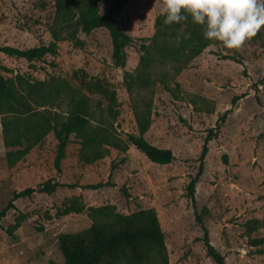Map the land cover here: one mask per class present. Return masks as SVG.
I'll use <instances>...</instances> for the list:
<instances>
[{"label":"rangeland","instance_id":"obj_1","mask_svg":"<svg viewBox=\"0 0 264 264\" xmlns=\"http://www.w3.org/2000/svg\"><path fill=\"white\" fill-rule=\"evenodd\" d=\"M54 1L0 0V47L26 49L48 43ZM99 1L103 13L105 0ZM159 15L160 0H129L124 5L118 26L135 41L125 49L122 67L113 63L111 39L104 28L85 34L74 25L70 30L77 29L75 38L81 45L60 41L58 55L47 57V64L0 53V65L8 69L0 71L5 77L54 76L79 88L73 73L82 70L107 83L116 93L119 112L108 120L124 145L128 134L138 135L135 110L150 104L144 138L175 157L170 164L159 165L128 144L125 153L110 149L104 160L84 164L79 160L80 146L70 144L58 169L56 140L49 135L10 167L0 116V264H64L59 235L92 224L88 211L58 215L78 197L87 208L111 205L122 214L153 209L164 234L168 264H215L207 255L203 226L224 264H264V28L239 50L211 44L178 72L171 62L156 63L147 76L149 86L136 81L130 93L125 75L137 78L140 45L155 34ZM90 97L93 103L100 99ZM228 110L217 137L208 143L191 200L186 189L198 171L205 138ZM49 182L57 184L51 193L44 191ZM98 183L106 185L85 188ZM25 189L33 191L8 207L13 195ZM18 216L24 221L13 230ZM260 238L263 243L254 246L252 240Z\"/></svg>","mask_w":264,"mask_h":264},{"label":"trees","instance_id":"obj_2","mask_svg":"<svg viewBox=\"0 0 264 264\" xmlns=\"http://www.w3.org/2000/svg\"><path fill=\"white\" fill-rule=\"evenodd\" d=\"M128 1L105 0L106 8L103 13H99V0H55V16L49 27L51 40L48 43L26 49L3 46L0 47V53L28 63L47 64V57L55 58L58 55L60 41L68 39L76 46L81 45L75 38L77 29L70 30L74 25L85 34L104 28L111 39L113 63L116 67H122L126 61L125 49L135 41L118 26L117 16ZM164 18L163 15L156 18L155 34L146 40L148 43L140 45L137 78L129 73L125 75L126 89L130 93L136 81L144 87L149 86L147 76L154 64L171 62L176 65L173 68L178 72L190 59L217 42L204 39L202 26L192 23L190 17L186 22L172 25L164 24ZM64 31L66 36L62 35ZM228 59L235 60L233 57ZM0 71L8 69L0 65ZM73 78L78 81L79 88L54 76L39 80L29 75L5 77L0 74L2 138L10 167L49 135L56 140L54 164L58 169L70 144L80 146L79 160L84 164L104 160L110 154V149L125 153L128 144L152 163L168 165L175 160L169 149L157 148L144 138L150 124V104H145L143 110H135L138 135L128 134V144L124 145L108 120L119 115L115 91L101 79L88 77L82 70L73 73ZM90 96H99L105 102L104 108L100 107V99L93 103ZM229 112H224L205 138L198 158V171L186 189V195L191 200L194 199L196 184L203 173L208 143L217 137L220 123ZM223 160L227 162L226 155ZM56 185L49 182L44 191L51 193ZM104 185L91 184L85 188L98 189ZM32 191L25 189L15 193L8 207L13 208L16 199L28 197ZM84 211H88L92 220L90 227L77 233L61 234L57 239L64 264H168L164 234L153 209L122 214L111 205L87 208L78 197L70 199L60 208L58 215L80 214ZM23 221L24 216H18L12 229L19 228ZM203 231L207 255L215 264H224V257L209 243L208 231L204 226ZM8 233L12 236L11 231ZM262 243L261 238L252 240L254 246Z\"/></svg>","mask_w":264,"mask_h":264},{"label":"clouds","instance_id":"obj_3","mask_svg":"<svg viewBox=\"0 0 264 264\" xmlns=\"http://www.w3.org/2000/svg\"><path fill=\"white\" fill-rule=\"evenodd\" d=\"M160 14L166 25L190 17L204 39L229 50L241 49L264 28V0H160Z\"/></svg>","mask_w":264,"mask_h":264}]
</instances>
